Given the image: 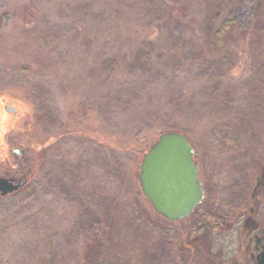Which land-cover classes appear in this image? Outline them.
<instances>
[{
    "label": "rangeland",
    "instance_id": "rangeland-1",
    "mask_svg": "<svg viewBox=\"0 0 264 264\" xmlns=\"http://www.w3.org/2000/svg\"><path fill=\"white\" fill-rule=\"evenodd\" d=\"M25 1L28 6L21 0H0V32H4L0 75L14 82L0 92L11 97L0 102V176L19 177L26 171L33 182L29 188L0 196V264H248L242 251L246 240L242 219L249 214L264 227V10L259 14L256 0H191V16L178 23L184 22L185 49L195 50L199 57L179 64V71L165 70L161 87L152 89L158 93L174 87L182 93L180 102L195 108L172 122H178L196 151L204 202L237 212L229 218L225 233L192 236L188 231L192 217L168 221L152 209L136 178L140 155L119 148L143 141L146 149L157 140L152 135L158 130L148 134L144 130L152 125L145 122L121 129L122 112L106 113V119L99 114L101 100L96 93L102 78L101 70L95 69L99 46L92 44L87 52L65 48L54 55L44 43L38 50L31 39H22L18 28H34L35 16L43 14L56 20L57 6L53 0ZM127 13H116L112 22L119 38L130 34L133 41L141 25L137 27L134 13ZM144 17L148 19L146 12ZM39 24L46 26L42 20ZM111 41L114 47L120 42L115 37ZM42 101L50 114L46 130L36 118L43 113ZM153 101L158 108L166 105L164 99ZM114 102L108 105L114 108ZM5 106L16 111H6ZM55 122L63 128L57 131L62 132L60 139L50 132ZM119 129L126 137L115 141ZM81 130L86 135L76 133ZM14 147L22 155H14ZM61 161L66 169L59 166ZM115 161L125 173L123 193L133 178L140 203L153 212L149 218L131 199L122 211L111 212L101 209L108 205L111 210L110 200L101 205L97 195L83 197L87 187L91 194L95 188L100 193ZM63 172L68 187L70 177L79 174L76 186L84 204H92V216L73 218L75 195L67 190L59 194L55 186ZM134 205L137 209L130 210ZM101 210L110 227L92 232L89 221H102Z\"/></svg>",
    "mask_w": 264,
    "mask_h": 264
},
{
    "label": "trees",
    "instance_id": "trees-1",
    "mask_svg": "<svg viewBox=\"0 0 264 264\" xmlns=\"http://www.w3.org/2000/svg\"><path fill=\"white\" fill-rule=\"evenodd\" d=\"M21 1L25 2L28 6L27 1ZM53 1L58 11V13L55 14L56 20H50L51 18L48 16L45 18L44 14L39 18L35 16L34 20L36 24L34 28L28 26H20V28H18L21 30L22 39L25 41L31 39L37 45L38 50H43L45 43L50 48L51 54L54 55H60L63 49L71 47L73 49L81 48L87 52L92 44H97L99 46L97 52L99 57L97 56L98 60L95 63V69L101 70L100 75L102 78V84L101 86L99 85L98 92L96 93L97 97L99 96L101 100L98 108L99 111L101 110L99 114L106 119L108 118L106 113L113 111V114L118 113L119 115V113L122 112L123 126H119L121 129H126L143 122L151 123L150 125L152 126L144 131L148 134H152L153 129H157L158 131L152 135L153 137L156 136V139L160 134L165 132L183 133L177 124L178 122H172V120L179 117H186L194 112L195 108L191 105H184L181 103L180 97L182 93L175 90L174 87L162 89L158 93H154L152 89L154 87H161V78L165 70L173 72L177 69L179 64L182 66L186 61L188 62L195 57H199V55L195 56V50L185 49L187 47L181 41L184 22L178 23L181 20H188L191 16V0H120V5L119 0ZM256 5L259 14H262L264 10V0H256ZM147 8L148 10L146 11ZM115 9H117V11ZM121 12H128L126 16H128L129 13H134V20L136 21L137 27H139L138 24L141 25L137 32H135L137 30L135 29L132 36L133 41H131L130 34L126 35L123 33L124 40L119 38V35L116 34L117 31L115 30H117L118 27L116 22L112 21L115 14H120ZM144 12H146L148 19L144 17ZM129 18L130 17H128V19ZM126 19L127 17H125L124 22H126ZM22 20L27 24L26 20ZM39 20L45 22L46 26H40ZM209 20H211V18ZM37 26H40V28L38 29ZM0 33L4 32L1 31ZM114 37L120 40L119 44L117 43L115 47L112 45L113 42L111 41V38ZM101 39H107L108 41ZM128 41L133 44V46L131 44L132 47L130 46V48H127L129 46ZM218 41L219 38L217 39V43ZM180 45V56L177 58V53L179 51H177V49ZM220 51L224 56L226 52L221 48ZM201 58V61L205 59L203 55ZM177 70L179 71V68ZM6 77V75H0V92L14 86V82ZM166 90H168V92ZM6 95L8 94H0V102H9V100H11V97H7ZM153 99H164L166 100V105L158 108L159 104H156ZM114 100L115 107L113 108L112 105L110 106L108 103L111 104ZM42 103L44 104L43 101ZM40 109L43 110V113L36 115L37 120H40L39 127H41L42 130L49 129L47 128V124H45V122L48 121L47 114L50 115L48 113L49 108L44 104ZM60 129L63 128L59 127L56 122L53 127L51 125L50 132L55 131V136L53 135L52 138H62V132H57ZM76 133L86 135L83 130ZM114 136L115 141H122V139L126 137L120 129L114 132ZM142 145H144L143 141L135 143L133 146L127 145L126 142L125 145L119 148L134 150L142 159L144 153L151 147L150 145L144 149ZM36 146L39 147L40 145ZM17 155L22 154L19 153ZM138 163L140 164V162ZM114 164L111 170L112 173L110 174L109 172L106 181L102 182L100 193H97L95 188L91 194V190L87 187V192L83 194V197L89 194L92 197L97 195L103 200L101 205L106 204L105 200H110L112 204H114L113 208L109 210L110 207L107 205L101 209L111 212L122 211L123 205L127 204L131 199V202L134 201L135 204L139 205L140 208L138 212L140 214L142 213L144 217L146 215V218H149L153 212L143 205V203H140L138 199L140 192L135 188L133 178L130 180V187L126 190L127 194L125 192L123 193L126 182L125 173L124 170H121L120 165L116 164V161ZM59 166H64L66 169L62 161L59 162ZM62 167L61 170L65 172V169H62ZM22 172L25 173H22L19 177H8L17 180H25L23 186L12 193H16L23 189V187L29 188L32 186L33 178L29 177V173L26 171ZM64 172L55 180L57 193L60 194L63 190H67V193H71L72 196L75 195L71 203L73 218L82 219V217L87 218L92 216V214H90L92 204L90 207H88L89 204H87V206L84 204V199L81 200L82 196L79 194L80 190L78 191V186H76V183L80 180L78 177L79 174L70 177V180L73 179V182L72 185L70 183V187H68L70 181H66L67 176H64ZM109 174L111 178H109ZM136 178L138 179L137 174ZM107 182L109 184H107ZM112 186L113 188L111 189ZM129 192L130 197H127ZM125 196L126 199H124ZM120 205H122V207ZM133 208L137 209V205L132 206L130 210ZM98 212L100 216V210H98ZM153 215L156 219L161 218L155 213ZM235 215H237L236 211H224L219 207L207 205L203 200L189 216L194 220L190 224L188 231L191 236L194 234L208 235L209 233L221 235L225 233L227 229L229 218ZM102 216V221H89V225L93 224L92 232L99 230L105 231L110 227L107 214L102 211ZM150 219L152 218L150 217ZM85 220H83V223ZM87 221L88 219L86 220V224Z\"/></svg>",
    "mask_w": 264,
    "mask_h": 264
},
{
    "label": "water",
    "instance_id": "water-1",
    "mask_svg": "<svg viewBox=\"0 0 264 264\" xmlns=\"http://www.w3.org/2000/svg\"><path fill=\"white\" fill-rule=\"evenodd\" d=\"M15 112V108L5 106ZM18 148L13 149L18 154ZM195 150L181 132H165L144 153L138 180L142 194L152 209L168 221L187 218L203 199ZM25 180L0 176V196L22 187ZM259 264H264L260 262Z\"/></svg>",
    "mask_w": 264,
    "mask_h": 264
},
{
    "label": "flooded vegetation",
    "instance_id": "flooded-vegetation-1",
    "mask_svg": "<svg viewBox=\"0 0 264 264\" xmlns=\"http://www.w3.org/2000/svg\"><path fill=\"white\" fill-rule=\"evenodd\" d=\"M196 157L197 154L195 153L194 161L197 164ZM241 225L244 230L243 238H246V240L243 241L242 251L244 253H247V263L259 264L261 261L264 262V227H260L259 223L255 222L249 214H246L245 217L242 219Z\"/></svg>",
    "mask_w": 264,
    "mask_h": 264
}]
</instances>
